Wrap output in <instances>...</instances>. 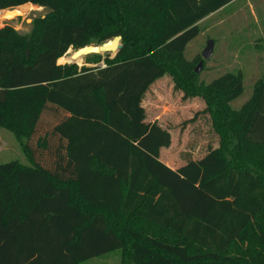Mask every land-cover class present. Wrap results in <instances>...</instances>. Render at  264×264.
<instances>
[{
    "label": "trees",
    "instance_id": "1",
    "mask_svg": "<svg viewBox=\"0 0 264 264\" xmlns=\"http://www.w3.org/2000/svg\"><path fill=\"white\" fill-rule=\"evenodd\" d=\"M234 1L0 0V15L49 10L26 34L0 28V127L28 161L0 164V264H82L116 250L121 264H264V77L234 109L242 72L201 84L184 54L199 23ZM115 36L114 58L58 64ZM146 61L156 73L144 88L169 74L204 100L217 149L178 169L161 160L171 133L121 103L122 77Z\"/></svg>",
    "mask_w": 264,
    "mask_h": 264
},
{
    "label": "rangeland",
    "instance_id": "2",
    "mask_svg": "<svg viewBox=\"0 0 264 264\" xmlns=\"http://www.w3.org/2000/svg\"><path fill=\"white\" fill-rule=\"evenodd\" d=\"M1 11L0 28L5 26L3 21L6 19L3 18L5 11ZM48 12L44 7L26 4L14 11L9 19L19 17L8 21V24L26 34L30 32L33 20L45 18ZM199 25L201 33L188 44L185 57L189 60L196 58V68L208 42L213 40V54L209 60L204 61L198 74V82L208 84L228 72L241 71L244 92L231 104L234 109H239L250 99L255 82L264 77V0H238L208 16ZM73 51L75 50L68 51L58 60V64L69 63ZM114 57L111 54V58ZM78 64L84 65L85 61H79ZM155 73L156 69L146 61L124 75L122 81L129 86H125L127 93L121 103L134 110L142 124L156 121L171 133L172 144L162 150L161 160L171 168L178 169L217 149L220 146V135L213 126L211 115L205 111L204 100L187 96L185 91L176 87L171 75L165 74L144 88L146 80H150ZM141 87L143 89L140 91ZM111 91L110 86V96L113 93ZM44 119L55 122L50 112L45 114ZM11 161L28 162L22 141L12 132L0 127V164ZM143 232L149 235L153 233ZM125 255L126 251L116 250L82 264H121Z\"/></svg>",
    "mask_w": 264,
    "mask_h": 264
},
{
    "label": "water",
    "instance_id": "3",
    "mask_svg": "<svg viewBox=\"0 0 264 264\" xmlns=\"http://www.w3.org/2000/svg\"><path fill=\"white\" fill-rule=\"evenodd\" d=\"M19 8V7H18ZM17 8H11L4 10L5 15L11 16L14 11H16ZM19 16H16L14 19L18 18ZM14 19H4V21H12ZM3 21V22H4ZM123 48L122 44V36H115L114 38L107 40L103 42L102 44H93V45H87L84 47H81L75 51L70 56L69 63H78L79 61H82L84 57L91 55V54H113L116 55L121 49ZM214 49V41L210 40L205 48V50L202 53V60L198 64V66L195 68V72L197 74L200 73L203 63L205 60H209L213 54Z\"/></svg>",
    "mask_w": 264,
    "mask_h": 264
},
{
    "label": "crops",
    "instance_id": "4",
    "mask_svg": "<svg viewBox=\"0 0 264 264\" xmlns=\"http://www.w3.org/2000/svg\"><path fill=\"white\" fill-rule=\"evenodd\" d=\"M238 0H235L234 2H232L230 5H232V4H234V3H236ZM228 7V6H227ZM227 7H225V8H227ZM224 9V8H223ZM222 10V9H221ZM220 10V11H221Z\"/></svg>",
    "mask_w": 264,
    "mask_h": 264
},
{
    "label": "bare ground",
    "instance_id": "5",
    "mask_svg": "<svg viewBox=\"0 0 264 264\" xmlns=\"http://www.w3.org/2000/svg\"><path fill=\"white\" fill-rule=\"evenodd\" d=\"M22 9H23V8H22ZM9 17H10V16H7V15H5V14L3 15V18H6V19L9 18Z\"/></svg>",
    "mask_w": 264,
    "mask_h": 264
}]
</instances>
